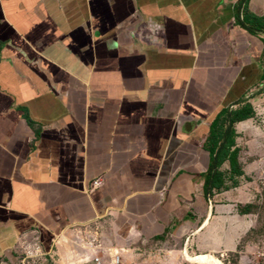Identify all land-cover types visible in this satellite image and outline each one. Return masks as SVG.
<instances>
[{
  "label": "crops",
  "instance_id": "0c3cea01",
  "mask_svg": "<svg viewBox=\"0 0 264 264\" xmlns=\"http://www.w3.org/2000/svg\"><path fill=\"white\" fill-rule=\"evenodd\" d=\"M241 1L0 0V264L30 237L155 241L212 209L211 126L264 82L242 24L264 0Z\"/></svg>",
  "mask_w": 264,
  "mask_h": 264
},
{
  "label": "rangeland",
  "instance_id": "374dc122",
  "mask_svg": "<svg viewBox=\"0 0 264 264\" xmlns=\"http://www.w3.org/2000/svg\"><path fill=\"white\" fill-rule=\"evenodd\" d=\"M255 116L238 125L239 161L244 174L239 184L207 199L208 213L194 216L193 225L176 229L155 241L121 244L105 222L66 230L62 244L46 251L35 237L27 238L5 260L6 264H95V258L121 256L120 264H264V82L248 93ZM229 163L221 167L228 171ZM212 202V205H210ZM255 206L240 215L239 207ZM212 210V211H211ZM58 238H56L57 240ZM124 249V250H117ZM107 261V260H106Z\"/></svg>",
  "mask_w": 264,
  "mask_h": 264
},
{
  "label": "trees",
  "instance_id": "16d2710c",
  "mask_svg": "<svg viewBox=\"0 0 264 264\" xmlns=\"http://www.w3.org/2000/svg\"><path fill=\"white\" fill-rule=\"evenodd\" d=\"M246 1L242 0L241 4ZM242 24L253 32H264V19L254 14L245 13ZM262 80H264V75ZM238 105L240 106L237 109L221 111L217 120L212 124L211 132L204 144L210 157V166L203 175V191L207 199L229 190L231 186L228 185V180L232 181V186H237L238 178L244 174L239 161L240 150L237 148L235 125L252 119L256 112L247 99L239 102ZM225 163H229L230 169L221 171ZM254 208L252 204L239 207V214H251Z\"/></svg>",
  "mask_w": 264,
  "mask_h": 264
},
{
  "label": "built area",
  "instance_id": "2783aa9c",
  "mask_svg": "<svg viewBox=\"0 0 264 264\" xmlns=\"http://www.w3.org/2000/svg\"><path fill=\"white\" fill-rule=\"evenodd\" d=\"M102 182H98V185H101ZM107 260V261H106ZM95 264H120L121 263V256H107L106 258H102V257H97L95 258Z\"/></svg>",
  "mask_w": 264,
  "mask_h": 264
},
{
  "label": "bare ground",
  "instance_id": "6f19581e",
  "mask_svg": "<svg viewBox=\"0 0 264 264\" xmlns=\"http://www.w3.org/2000/svg\"><path fill=\"white\" fill-rule=\"evenodd\" d=\"M187 257L190 259V260H194V261H198V260H200V259H203V258H209V259H211V260H213L214 262H216L217 264H223L220 260H218L217 258H215V257H213V256H198V257H196V258H192V257H190V256H188L187 255Z\"/></svg>",
  "mask_w": 264,
  "mask_h": 264
}]
</instances>
